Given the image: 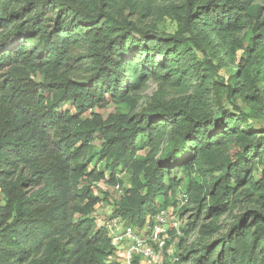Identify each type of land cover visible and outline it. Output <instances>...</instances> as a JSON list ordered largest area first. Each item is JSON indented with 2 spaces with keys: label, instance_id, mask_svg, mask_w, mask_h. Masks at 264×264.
I'll use <instances>...</instances> for the list:
<instances>
[{
  "label": "trees",
  "instance_id": "trees-1",
  "mask_svg": "<svg viewBox=\"0 0 264 264\" xmlns=\"http://www.w3.org/2000/svg\"><path fill=\"white\" fill-rule=\"evenodd\" d=\"M263 83L264 0H0V264H124L97 207L141 227L183 176L174 264H264Z\"/></svg>",
  "mask_w": 264,
  "mask_h": 264
},
{
  "label": "built area",
  "instance_id": "built-area-1",
  "mask_svg": "<svg viewBox=\"0 0 264 264\" xmlns=\"http://www.w3.org/2000/svg\"><path fill=\"white\" fill-rule=\"evenodd\" d=\"M187 201L186 193H180L175 207L160 210L141 227L125 224L120 217H112L106 221L104 224L109 231L118 260L124 264L176 263L178 255L167 244L170 238L178 243L182 235L180 227L183 225L177 210ZM166 254L170 256L169 261L165 258Z\"/></svg>",
  "mask_w": 264,
  "mask_h": 264
},
{
  "label": "rangeland",
  "instance_id": "rangeland-1",
  "mask_svg": "<svg viewBox=\"0 0 264 264\" xmlns=\"http://www.w3.org/2000/svg\"><path fill=\"white\" fill-rule=\"evenodd\" d=\"M156 89H157V84L155 82H153V81L147 82V84L144 87V89L138 93V102L135 105V107L132 108V111H138V110L142 109L146 105V103L151 100V97L154 94V92L156 91ZM263 89H264V83H263ZM115 110H122V111L126 112V111L129 110V108H128V106H126L124 104H120L118 106H116V105H108L106 108L94 109L93 111L97 112V113H101L102 115L105 116L108 112H113ZM252 123H253V126L255 128L264 127V111H263V114L261 115V117L257 118V119H253ZM256 161H257V168L254 171V175L257 177V175L259 173L258 171L261 169L262 165H261V163L258 162L257 159H256ZM118 174H119V176H118L119 179L121 181H123L124 183H126L127 179H128V175H126V172H119ZM176 174L180 175V173H176ZM188 181L189 180H188V178L186 176L182 177V183H181V185L179 187L178 195L180 193H182V191L184 189H186V187L188 185ZM99 187L103 191L111 192V194L115 198H118L119 195L122 193L121 187L119 185L111 187V186H108L105 183H100ZM192 205L193 204L189 203V201H187L185 203V206H187V207H192ZM233 205L234 206L232 207L231 211L225 212L220 218V223H221V225L224 228L227 227L228 223L233 219V216L236 213H238L239 211L244 209L246 206L250 205V203H247L246 201L244 202L243 200H241L238 204H233ZM187 214H188V212H186V214L181 219V224L182 225L185 223V221H186V219L188 217ZM94 215L97 218V222L98 223H105L106 221L110 220L111 207L108 204H102V205L97 207ZM195 236H196V233H192L191 235H189L186 238L185 244L186 245L189 244L195 238ZM176 243H177L176 241H173V239L170 238V240L168 241V244H167V246L170 249H173L174 253L179 252L178 244H176ZM165 258L167 259V261H169L170 256L168 254H166Z\"/></svg>",
  "mask_w": 264,
  "mask_h": 264
}]
</instances>
